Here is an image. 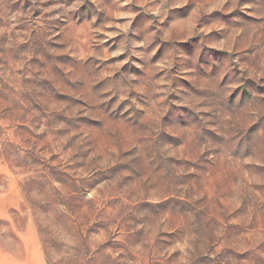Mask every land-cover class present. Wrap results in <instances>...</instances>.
I'll list each match as a JSON object with an SVG mask.
<instances>
[{"label": "rangeland", "instance_id": "obj_1", "mask_svg": "<svg viewBox=\"0 0 264 264\" xmlns=\"http://www.w3.org/2000/svg\"><path fill=\"white\" fill-rule=\"evenodd\" d=\"M0 264H264V0H0Z\"/></svg>", "mask_w": 264, "mask_h": 264}]
</instances>
